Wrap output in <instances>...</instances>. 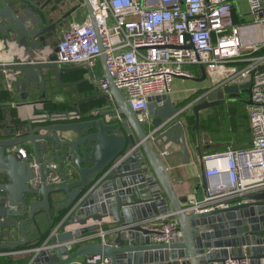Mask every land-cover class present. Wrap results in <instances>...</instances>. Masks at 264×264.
<instances>
[{
    "label": "water",
    "instance_id": "95a60500",
    "mask_svg": "<svg viewBox=\"0 0 264 264\" xmlns=\"http://www.w3.org/2000/svg\"><path fill=\"white\" fill-rule=\"evenodd\" d=\"M64 3L0 0V40L26 38L35 53L13 67L0 64V73L19 71L24 100L35 98L34 105L46 102L38 91L45 97L48 82H60L68 71L56 63L58 49L51 45L66 18L59 16ZM83 3L96 25L90 1ZM100 59L114 109L91 115L48 112L26 120L16 137L0 140V252L35 246L28 250L27 264H88L87 259L96 256L108 264H226L244 257L252 264L264 263V192L226 209L187 213L189 199L177 197L166 168L177 155L189 164L191 153L200 152L201 110L227 98L241 100L245 94L249 98L243 102L252 105V80L264 66L250 73V82L223 84L205 103L195 105L196 123L191 127L183 120L188 108L169 96L149 99L151 120L141 124L111 79L105 54ZM200 69L206 77V68ZM112 116L120 119L106 121ZM174 147L179 151L168 152ZM54 161L62 177L57 186L50 183ZM61 194L66 200L53 212V197ZM167 215L179 224L178 235L169 243L153 242L157 233L133 226ZM44 216L49 228L40 242ZM35 236L40 241L34 243Z\"/></svg>",
    "mask_w": 264,
    "mask_h": 264
},
{
    "label": "built area",
    "instance_id": "2783aa9c",
    "mask_svg": "<svg viewBox=\"0 0 264 264\" xmlns=\"http://www.w3.org/2000/svg\"><path fill=\"white\" fill-rule=\"evenodd\" d=\"M96 25L90 19L73 23L57 45L60 66H90L106 56V67L141 124L150 122L149 99L169 96L176 78L191 79L187 66H204L210 73H235L223 84L249 81L250 73L264 66V0H246L250 22L237 24V0H89ZM101 43V44H100ZM103 48V51L101 49ZM235 63L247 66L229 67ZM243 80H247L243 82ZM222 84V85H223ZM99 90L110 91L102 78ZM250 126L253 146L206 155L205 195L189 199L187 213L226 209L264 192V72L252 80ZM23 158L27 154L21 151ZM50 183H62L59 166L52 164ZM39 184V180L33 182ZM172 215L133 224L157 233L156 243H169L178 235ZM99 256L88 264H108ZM226 264H252L248 257L228 259Z\"/></svg>",
    "mask_w": 264,
    "mask_h": 264
},
{
    "label": "crops",
    "instance_id": "0c3cea01",
    "mask_svg": "<svg viewBox=\"0 0 264 264\" xmlns=\"http://www.w3.org/2000/svg\"><path fill=\"white\" fill-rule=\"evenodd\" d=\"M53 3L54 0H52ZM234 5L237 6L235 11L237 24L250 22L253 19L249 14L246 0H237ZM59 11V16L65 15L66 18L62 26L55 31L53 44H51L55 50L63 34L73 23H83L90 19L83 0H65ZM30 43V40L26 38L9 43L0 40V64L13 67L18 65L20 61H26L29 57L34 56L35 53ZM242 65L244 63H235L229 67L241 69ZM61 67L68 69V71L61 74L60 82L57 80L48 82L45 97H43V92L38 91L39 98L41 97L40 99L46 101L44 104L38 105L32 104L35 98L24 100L26 93L21 91L20 81L22 78L19 71L11 69L0 73V107L4 106L0 108V140L16 137L19 135L18 128L24 126L26 120L48 112L79 111L91 115L114 109L108 94L101 93L99 85H97L105 77V69L101 59L90 66ZM186 70L193 77L191 79L176 78L169 98L174 103L180 104L181 107L188 108V114L183 120L195 126L194 106L205 103L204 98L213 94L231 75L235 76V73H210L206 70L207 74L204 77L200 66H187ZM248 98L249 96L246 94L241 99L242 101L227 98L221 103L213 102L211 106L199 112V136L197 140L201 147L200 152L191 153L189 164H186L182 155H177L166 162V168L172 178L174 191L178 198L203 200L206 186V168L203 158L206 155L221 153L228 149L247 150L253 146V133L250 126L251 106L243 102L248 101ZM105 119L108 122H114L120 117L112 116ZM176 151H179L178 147L168 150V152ZM52 164H57L60 167L57 161L51 162L50 166ZM60 172L59 168L58 173ZM65 200L66 197L63 194L54 196L52 211L54 212V208L59 202ZM89 225H92V222ZM48 228V221L45 218L41 223L42 241L35 236L33 237L34 243L46 240V229ZM44 236L46 238H43ZM30 248H35V246L0 252V257L23 261L27 264ZM74 264H81V260ZM261 264L264 263L261 262Z\"/></svg>",
    "mask_w": 264,
    "mask_h": 264
},
{
    "label": "trees",
    "instance_id": "16d2710c",
    "mask_svg": "<svg viewBox=\"0 0 264 264\" xmlns=\"http://www.w3.org/2000/svg\"><path fill=\"white\" fill-rule=\"evenodd\" d=\"M262 54H264V49H262L256 55H262ZM245 66L247 65L246 64L242 65V67H245ZM43 238H46V236H44ZM0 264H26V263H24L23 261H15L7 257H0Z\"/></svg>",
    "mask_w": 264,
    "mask_h": 264
},
{
    "label": "flooded vegetation",
    "instance_id": "af4514ba",
    "mask_svg": "<svg viewBox=\"0 0 264 264\" xmlns=\"http://www.w3.org/2000/svg\"><path fill=\"white\" fill-rule=\"evenodd\" d=\"M191 127H194V125H190Z\"/></svg>",
    "mask_w": 264,
    "mask_h": 264
}]
</instances>
